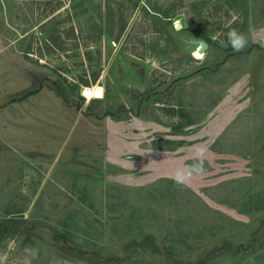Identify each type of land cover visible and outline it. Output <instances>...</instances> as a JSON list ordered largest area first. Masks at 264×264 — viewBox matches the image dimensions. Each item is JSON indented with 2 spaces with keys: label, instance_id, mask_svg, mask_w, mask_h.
Returning <instances> with one entry per match:
<instances>
[{
  "label": "rangeland",
  "instance_id": "rangeland-1",
  "mask_svg": "<svg viewBox=\"0 0 264 264\" xmlns=\"http://www.w3.org/2000/svg\"><path fill=\"white\" fill-rule=\"evenodd\" d=\"M0 1V264H264V0Z\"/></svg>",
  "mask_w": 264,
  "mask_h": 264
},
{
  "label": "trees",
  "instance_id": "trees-1",
  "mask_svg": "<svg viewBox=\"0 0 264 264\" xmlns=\"http://www.w3.org/2000/svg\"><path fill=\"white\" fill-rule=\"evenodd\" d=\"M44 0H37L38 4H43L44 7H42V12L44 13V18H47V17H53L55 15L58 14V10L60 8H62L64 6V2L62 0H57L55 1L54 3L52 2V0H45L44 3H41L43 2ZM71 1V0H69ZM181 3H185L184 6L186 8H188L189 10L191 9H194L195 7H197L196 5L197 4H207L208 3V0H179ZM198 1H201V3H197ZM214 3H212L214 6H219L223 9H225V11H228V10H231L230 8H232V10L236 9L235 7V4H236V0H212ZM1 2V1H0ZM170 2H173V0H170ZM233 2V5L231 6L230 3ZM38 5V6H39ZM65 11H66V8H63ZM70 9H72L70 7ZM67 14V22H70L71 20V15L68 14V12L66 13ZM75 15V14H74ZM50 17V18H51ZM48 19V18H47ZM90 19V18H88ZM235 19H232L231 23H235ZM91 20V19H90ZM91 26L95 29L96 26H94V23L92 24L91 22ZM68 29H69V35L67 37H64L65 39H71L72 42H73V46H77L78 44H80L79 42H77V38L74 36L73 34V31H74V28H73V25L70 23L68 25ZM62 35V32L60 33L57 29L49 32L47 34V36L45 37V39H43L40 43L36 42L34 43L35 44V48H32L31 47V43L28 42V44L23 47V55L25 56V58L29 57V54H33L34 57L36 58H41L43 56V54H49V53H52L54 51H59V50H64V40H63V36ZM23 38V36L21 37V39ZM89 40V42H95L96 40V34L94 37H92V34L91 36H88L87 37ZM87 41H85V43H82L80 45L82 46H85L84 44H86ZM34 52H36L34 54ZM55 88H57V86H55ZM57 90V89H56Z\"/></svg>",
  "mask_w": 264,
  "mask_h": 264
},
{
  "label": "clouds",
  "instance_id": "clouds-1",
  "mask_svg": "<svg viewBox=\"0 0 264 264\" xmlns=\"http://www.w3.org/2000/svg\"><path fill=\"white\" fill-rule=\"evenodd\" d=\"M227 40L234 52L243 51L248 44L247 37L237 31L236 29H230L227 33ZM205 150L197 149L196 155L198 157L197 163L193 164L187 169H178L175 173V180L178 184H183L188 178L193 175H202L204 173L203 168V156Z\"/></svg>",
  "mask_w": 264,
  "mask_h": 264
},
{
  "label": "water",
  "instance_id": "water-1",
  "mask_svg": "<svg viewBox=\"0 0 264 264\" xmlns=\"http://www.w3.org/2000/svg\"><path fill=\"white\" fill-rule=\"evenodd\" d=\"M205 47H206V43H205L204 41H199V42L197 43V46L195 47V50H196L198 53H200V52H202V51L205 49Z\"/></svg>",
  "mask_w": 264,
  "mask_h": 264
},
{
  "label": "bare ground",
  "instance_id": "bare-ground-1",
  "mask_svg": "<svg viewBox=\"0 0 264 264\" xmlns=\"http://www.w3.org/2000/svg\"><path fill=\"white\" fill-rule=\"evenodd\" d=\"M83 94H84L86 97H90V96H92V90L89 89V88H85L84 91H83Z\"/></svg>",
  "mask_w": 264,
  "mask_h": 264
}]
</instances>
